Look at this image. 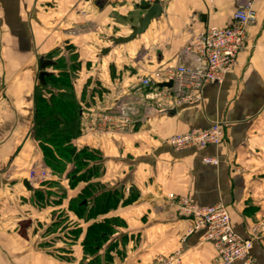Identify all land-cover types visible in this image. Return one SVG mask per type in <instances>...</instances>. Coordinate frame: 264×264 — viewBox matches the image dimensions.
<instances>
[{
	"label": "crops",
	"instance_id": "0c3cea01",
	"mask_svg": "<svg viewBox=\"0 0 264 264\" xmlns=\"http://www.w3.org/2000/svg\"><path fill=\"white\" fill-rule=\"evenodd\" d=\"M153 1L0 0V264H156L178 253V264H219L205 231L191 232L194 221L170 194L226 206L235 232L255 238V264H264V0H159L163 13L143 35L114 46L111 38L140 25L141 3ZM248 5L258 16L238 65L224 84L203 89L200 105L163 111L135 94L138 80L158 71L201 69L187 45L209 27L232 25ZM41 60L54 64L50 75H59L61 60L76 68L81 129L72 143L96 157L76 175L74 165L62 174L47 168L33 136ZM103 114L133 124L112 135L90 130L87 122ZM216 122L225 135L217 147L168 145L174 134ZM34 171L52 178L40 186L30 181ZM105 194L119 201L94 213ZM80 198L81 214L72 210ZM93 226H103L106 239L88 250Z\"/></svg>",
	"mask_w": 264,
	"mask_h": 264
},
{
	"label": "built area",
	"instance_id": "2783aa9c",
	"mask_svg": "<svg viewBox=\"0 0 264 264\" xmlns=\"http://www.w3.org/2000/svg\"><path fill=\"white\" fill-rule=\"evenodd\" d=\"M140 3L141 0H136ZM258 13L251 5L242 7L233 15V24L228 27H209L195 37L185 51L195 55L203 67L194 69L178 66L171 70L158 71L153 76L139 79L134 88L136 95L143 96L150 107L172 111L179 107L198 106L203 101V89L209 85H222L226 76L238 65L239 56L247 45V27L256 22ZM172 84L167 87V84ZM89 129L95 128L100 134L112 135L125 132L132 126L126 115L103 114L89 120ZM224 124L216 122L207 129H193L187 133L174 134L168 145L177 151L190 148L217 147L224 141ZM204 163L218 165L214 158H204ZM52 178L51 172L34 171L30 181L40 186ZM175 201L183 217L192 219V231H205V241L216 250L219 264H255L252 255L255 238L245 239L233 228L229 212L223 204L198 206L191 197L169 195ZM179 253L164 256L156 264H178Z\"/></svg>",
	"mask_w": 264,
	"mask_h": 264
},
{
	"label": "trees",
	"instance_id": "16d2710c",
	"mask_svg": "<svg viewBox=\"0 0 264 264\" xmlns=\"http://www.w3.org/2000/svg\"><path fill=\"white\" fill-rule=\"evenodd\" d=\"M56 69L59 75L45 77V86L41 83L35 96V116L33 136L37 140L44 156L47 168L55 174H62L67 165H74L75 175L88 168L90 161L96 157L87 150H78L73 146V140L80 134L81 110L74 96L73 79L75 66L68 68L66 63L59 61ZM40 83V82H39ZM101 167L91 166L92 174H98ZM80 178L86 176L80 175ZM117 195L105 194L96 201L93 212L108 211L117 201ZM80 198L72 204V210L82 213L86 204ZM107 230L103 226H93L89 230L84 248L91 250L101 246L106 239Z\"/></svg>",
	"mask_w": 264,
	"mask_h": 264
},
{
	"label": "water",
	"instance_id": "95a60500",
	"mask_svg": "<svg viewBox=\"0 0 264 264\" xmlns=\"http://www.w3.org/2000/svg\"><path fill=\"white\" fill-rule=\"evenodd\" d=\"M141 10H145L146 13L143 16V19L140 23L139 26L137 27H132V33L129 35L127 38H111L114 46L118 44H128L130 41H133L136 39V37L143 35V33L149 28L151 25V21L154 18L160 17L163 13V9L161 8L159 0H154L153 4H147L146 2H142L140 5ZM49 66H54L53 63L50 61L46 60H41V74L39 76V82L42 83L44 86L47 84L45 83V77L48 76L49 74L46 72V68ZM167 87H171L172 84H167ZM26 183V182H25ZM27 186L28 183H26Z\"/></svg>",
	"mask_w": 264,
	"mask_h": 264
}]
</instances>
